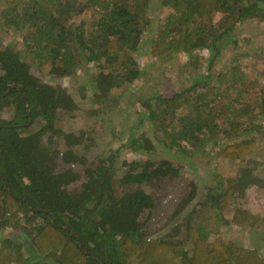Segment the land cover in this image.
I'll return each instance as SVG.
<instances>
[{
  "label": "trees",
  "instance_id": "1",
  "mask_svg": "<svg viewBox=\"0 0 264 264\" xmlns=\"http://www.w3.org/2000/svg\"><path fill=\"white\" fill-rule=\"evenodd\" d=\"M161 4L170 10L154 25L152 0H0V34L14 28L23 43L0 35V229H13L0 238V264H264L260 248L213 230L206 210L193 208L156 235L142 219L155 206L146 185L180 168L167 157L125 152H205L211 161L207 146L218 145L219 180L204 204L264 230V213L240 201L249 188L264 186V83L257 80L264 79V44L237 50L253 40L240 29L264 22V0ZM177 50L194 70L173 94L157 82L138 83L142 54L174 62ZM176 63L168 79L185 73L186 62ZM88 96L109 128L127 124L133 103L143 106L105 157L91 156L96 141L62 116L69 107L75 116ZM60 159L69 167L59 169ZM197 189L198 180H190L175 213Z\"/></svg>",
  "mask_w": 264,
  "mask_h": 264
},
{
  "label": "rangeland",
  "instance_id": "2",
  "mask_svg": "<svg viewBox=\"0 0 264 264\" xmlns=\"http://www.w3.org/2000/svg\"><path fill=\"white\" fill-rule=\"evenodd\" d=\"M170 10L169 7L162 6L161 0H152V9L151 15L153 17L154 25L158 24L160 20L164 17L166 13ZM251 28L242 27L241 35L252 36L253 40L242 41L238 46L237 50L245 51L253 50V46L258 45L259 41L264 44V22L257 20L251 21ZM2 39L6 42L15 45L16 47L22 46L21 36L14 28H7L3 30L0 34ZM201 52L204 54L206 59L209 56L208 50L202 49ZM256 59V56H252ZM142 61L145 65V73L139 77V82H144L147 80L148 84L157 82L160 90L166 94H173L176 90V85H180L181 80H185L190 77L192 70H194L193 64L187 62L188 54L182 51L175 52L176 61H184L187 66H185V73H176L172 75L169 79L166 77V73L169 69L177 67L176 61L174 62H157L152 60V56L149 57L148 54L141 55ZM173 59V60H174ZM227 61V59L225 58ZM243 62H250V57L239 58ZM248 64V63H247ZM95 72L96 65H90ZM246 66L243 65V68ZM173 70V69H171ZM86 79L89 76L87 74ZM258 84L264 83V79H257ZM81 81V79H80ZM75 85L74 90L78 94V80H73ZM131 104V103H130ZM143 109V106L139 103H133V109L131 117L127 121V124L121 127H112L103 125V123L98 119L96 113V104L91 100V97H87L84 105L78 111V113L73 116L71 114L70 107L62 111V116L69 118L72 124L77 128H83L89 135L96 141V147L91 151V156H108L112 151L117 148L122 141L127 136L128 129L132 124H136L139 116L141 115L140 111ZM36 128V125L33 126ZM261 140V147L263 146V139ZM207 150H210L213 158L210 161L211 155L200 152L194 153L193 155L187 154L183 151H176L169 149L168 152L164 151L161 148H156L152 150H141L133 151L132 149H126L125 152L131 158L132 156L136 157H151L154 159H160L163 157L169 158L175 166H179L180 170L177 174L173 176H166V179L161 181L160 184H151L146 185V189L151 192L154 196L155 206L151 209L150 216H147V211L143 213L142 219H147V225L150 230L154 231L156 235H162L165 232L169 231L177 223L181 222L186 213L193 209L198 208L206 210V215L209 219L210 227L213 230L223 233L226 236H232L237 239L240 243L255 245L264 254V230H257L256 228L241 226L234 222H230L231 219V210L222 211L216 207L205 205L203 200L207 196V192L210 190V187L218 183L219 175H216L215 172V162L217 160L216 153L218 152V145L211 144L207 146ZM261 159L264 160V157ZM75 167L79 166V170H82V165L78 162L74 163ZM69 167V164L59 160V169H64ZM260 173H264V165L258 167ZM224 178V177H223ZM198 180V189L196 197L188 204V206L179 212L175 213L177 206L181 202L183 196L186 195L189 187L190 180ZM241 204L247 206L248 208L253 209L257 213H264V186H255L247 190L245 195L240 198ZM13 229L3 230L0 229V238H4L6 235L10 236ZM185 225L179 230L180 235H184Z\"/></svg>",
  "mask_w": 264,
  "mask_h": 264
}]
</instances>
